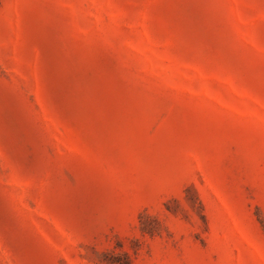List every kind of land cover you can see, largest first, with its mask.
Here are the masks:
<instances>
[{"label": "rangeland", "instance_id": "1", "mask_svg": "<svg viewBox=\"0 0 264 264\" xmlns=\"http://www.w3.org/2000/svg\"><path fill=\"white\" fill-rule=\"evenodd\" d=\"M0 264H264V0H0Z\"/></svg>", "mask_w": 264, "mask_h": 264}]
</instances>
